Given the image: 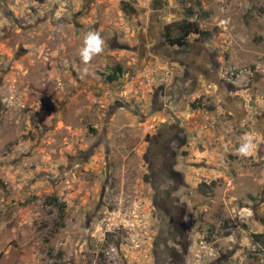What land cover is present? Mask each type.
<instances>
[{"label": "rangeland", "instance_id": "obj_1", "mask_svg": "<svg viewBox=\"0 0 264 264\" xmlns=\"http://www.w3.org/2000/svg\"><path fill=\"white\" fill-rule=\"evenodd\" d=\"M159 29L171 47L198 40L246 110L235 118L227 88L203 78L179 106L187 182H210L186 197V264H264V0H0V264H151L163 220L143 159L163 119L152 95L182 74L145 45ZM89 31L105 44L85 64ZM116 104L100 199L102 152L71 169V142L90 144ZM246 137L251 154L238 155Z\"/></svg>", "mask_w": 264, "mask_h": 264}, {"label": "flooded vegetation", "instance_id": "obj_2", "mask_svg": "<svg viewBox=\"0 0 264 264\" xmlns=\"http://www.w3.org/2000/svg\"><path fill=\"white\" fill-rule=\"evenodd\" d=\"M157 35L158 44L155 46L159 56L166 55L173 62L179 64L182 74L174 76L165 87L159 86L152 95V111L154 114H162L163 119L149 134L143 159L146 162L152 190V205L161 212L163 220L158 221L161 230L152 244L151 264H186L191 247V239L186 231V197L188 193H195L196 196L203 197L205 193L200 187H204L205 183L209 185L210 182L201 180L196 186L187 182V176L182 169V152L188 142V132L186 125L182 123L181 118H178L177 113L183 110L179 106L188 105V101L192 98L191 94H196L201 89L199 77L206 81L211 80L210 82L218 88L226 89L227 85L215 77L216 66L212 60L213 57L206 52L198 40H187L182 45L176 44L171 47L166 41L164 32L159 29ZM74 80L76 85L82 84L75 76ZM79 90V88H75L73 94L75 95ZM228 94L229 88L223 94L226 101L225 104L223 103V109L228 108L226 111L234 113L235 118L241 117L242 115L236 109L237 104L235 105ZM118 106L119 104H116L110 110L99 130L93 126L88 129H92L89 134L93 141L90 144L82 147L81 144L71 142V169L78 166L79 162L90 160L98 151L102 152V160L105 164V184L101 188L100 199H103L106 189L111 183L112 151L109 150L108 143V120L110 119L109 115H114L113 110H124ZM131 113L135 118L143 117L144 121L151 117L136 111H131ZM117 137H124V135L120 134ZM184 192L185 195H183ZM181 196L182 200L179 198ZM99 203H102V200ZM191 220L194 222L193 218ZM217 261L215 259L210 264H217Z\"/></svg>", "mask_w": 264, "mask_h": 264}, {"label": "clouds", "instance_id": "obj_3", "mask_svg": "<svg viewBox=\"0 0 264 264\" xmlns=\"http://www.w3.org/2000/svg\"><path fill=\"white\" fill-rule=\"evenodd\" d=\"M104 40L99 31H89L85 35L83 41V47L81 48L79 55L83 63L88 64L96 57L100 56L104 52ZM245 143H243L237 150V154L241 156H247L251 154L252 143L251 138L246 137Z\"/></svg>", "mask_w": 264, "mask_h": 264}, {"label": "crops", "instance_id": "obj_4", "mask_svg": "<svg viewBox=\"0 0 264 264\" xmlns=\"http://www.w3.org/2000/svg\"><path fill=\"white\" fill-rule=\"evenodd\" d=\"M149 36H150V38L152 39V43H149L150 41H148L147 43H145V45H152L153 44V46H154V48L156 47L155 45H157L158 44V38L156 39V37L158 36L157 35V31L155 32V33H152V34H149ZM148 37V36H147ZM149 38V37H148ZM200 79H201V77H199V81H200ZM229 95V97L230 98H232L233 99V101H234V103H235V105L237 106V111H239V114H241L242 116L241 117H243V119L245 118V116H246V110H245V108H244V103H243V100H241L240 98H237L235 95H232V96H230V94H228ZM186 119V118H185ZM185 119H181L182 120V123L184 124V125H186L187 126V124H189V122H186L185 121Z\"/></svg>", "mask_w": 264, "mask_h": 264}, {"label": "trees", "instance_id": "obj_5", "mask_svg": "<svg viewBox=\"0 0 264 264\" xmlns=\"http://www.w3.org/2000/svg\"><path fill=\"white\" fill-rule=\"evenodd\" d=\"M38 1H42V0H38ZM122 5V9H123V11H124V4H121ZM197 30H194V33H198V32H196ZM179 43V42H178ZM109 80L110 81H112V78H109Z\"/></svg>", "mask_w": 264, "mask_h": 264}]
</instances>
